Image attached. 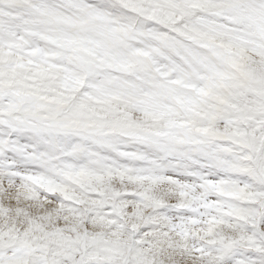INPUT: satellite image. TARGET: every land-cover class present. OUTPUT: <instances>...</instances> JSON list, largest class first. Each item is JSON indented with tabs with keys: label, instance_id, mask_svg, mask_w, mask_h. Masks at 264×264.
Segmentation results:
<instances>
[{
	"label": "snow or ice",
	"instance_id": "1",
	"mask_svg": "<svg viewBox=\"0 0 264 264\" xmlns=\"http://www.w3.org/2000/svg\"><path fill=\"white\" fill-rule=\"evenodd\" d=\"M0 264H264V0H0Z\"/></svg>",
	"mask_w": 264,
	"mask_h": 264
}]
</instances>
